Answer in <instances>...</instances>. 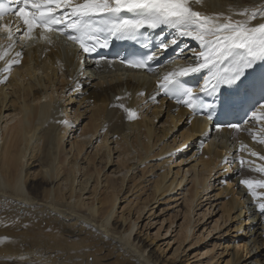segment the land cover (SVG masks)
Listing matches in <instances>:
<instances>
[{
  "label": "bare ground",
  "instance_id": "bare-ground-1",
  "mask_svg": "<svg viewBox=\"0 0 264 264\" xmlns=\"http://www.w3.org/2000/svg\"><path fill=\"white\" fill-rule=\"evenodd\" d=\"M259 6L264 0H202L193 8L245 19L239 15L244 8ZM10 20L11 15L4 22ZM259 22L258 15L250 23ZM162 33L171 39L175 30L165 27ZM1 34L3 51L6 34ZM37 38L27 48L17 40L9 56L0 60V264H174L164 255L161 259L147 252V242L155 243L165 220L156 238L148 232L142 235L140 226L147 214L145 226H153L157 204L173 199L181 200L178 207H182L171 214L167 232L180 216L183 219L174 259L205 236L200 233L195 239V230L213 214L215 202L220 216L210 231L206 227L203 232L209 236L221 231L216 248H222L206 264H256L264 256V216L239 183L264 178V173L255 171L264 161L251 155H264L261 121L250 118L239 131H217L206 118L195 117L186 106L158 92V81L176 69L170 63L161 68L160 78L159 72L133 73L123 81L115 60L88 61L81 68L75 49L64 46L63 37H53L51 44ZM180 43L181 48L190 43L201 50L197 41ZM16 51L22 53L20 64L4 72ZM190 56L186 51L177 63L187 66ZM89 71L99 76L97 83L85 76ZM115 77L119 80L107 84ZM89 88L91 98L80 94ZM126 109L137 117L129 119ZM84 112L92 124L77 128ZM160 118L164 127L158 132L154 124ZM191 145L196 148L188 157ZM248 162L254 163L249 167ZM184 163H188L185 171ZM110 168L114 169L108 172ZM122 171L125 174L116 177ZM214 176L220 177L216 184ZM143 182L150 192L144 190V198L143 193L134 196L133 204L126 192L140 191ZM156 251L161 256L164 248L158 246Z\"/></svg>",
  "mask_w": 264,
  "mask_h": 264
},
{
  "label": "snow or ice",
  "instance_id": "snow-or-ice-1",
  "mask_svg": "<svg viewBox=\"0 0 264 264\" xmlns=\"http://www.w3.org/2000/svg\"><path fill=\"white\" fill-rule=\"evenodd\" d=\"M201 3L202 0H6L0 2V33L6 34V47L0 51V60H5L14 49L17 34L21 42L31 41L38 35L49 44L53 43L52 34H58L78 44L83 53L91 54L97 47H109L111 38L135 40L142 35V30L154 32L167 27L175 30V35L168 41L162 39L158 45L160 50H167L170 45L175 47L179 43L177 38L185 37L197 41L201 50L188 49L191 57L187 66L166 72L158 81V92L211 121L217 104L219 114L226 115L237 106L236 97L240 96L241 89L247 97L248 77L253 75L248 70L257 62H264V6L244 8L239 15L245 19H234L232 15H209L194 10L193 5ZM9 15L14 20L4 22ZM258 15L261 22L251 24ZM37 29L40 30L38 34ZM151 44L147 41L143 47L148 49ZM184 51V48L180 49L181 54ZM21 55L16 51L15 58L7 62L8 67L3 71L10 72L11 65L20 64ZM156 59L157 54L151 52L125 62L133 68L151 72ZM205 71L207 74L200 85L193 87L185 83L187 77ZM202 94H211L217 99L208 103L202 99ZM126 111L129 119L137 117L135 111ZM250 116L264 125V103H257ZM224 127L239 131L241 124H217L216 130ZM261 132L264 133V126ZM259 143L264 144V138ZM251 155L264 161V155L257 152H251ZM245 163L241 158V167ZM253 163L248 162V166ZM255 171L264 173V164ZM239 183L248 189L264 216V202H260L264 193L256 191L257 188L264 189V178L242 179ZM256 264H264V256Z\"/></svg>",
  "mask_w": 264,
  "mask_h": 264
},
{
  "label": "rangeland",
  "instance_id": "rangeland-1",
  "mask_svg": "<svg viewBox=\"0 0 264 264\" xmlns=\"http://www.w3.org/2000/svg\"><path fill=\"white\" fill-rule=\"evenodd\" d=\"M0 35H1V33H0ZM1 37V36H0ZM56 40H59V38H57L56 36H53ZM52 37V38H53ZM16 41L17 40H19V38H18V36H16ZM37 39V38H36ZM35 39V40H36ZM65 40L66 39H62V41L64 42V46H67L68 48L70 47V48H72L70 45H67L68 43H65ZM37 42L39 41V40H36ZM34 43V40L33 41H27V42H21L20 40H19V42H18V44H21L22 46H24L25 48H27V46H30V44H33ZM69 48V49H70ZM186 52H184L183 54H185ZM178 57V56H177ZM191 57V56H190ZM190 57H188L187 58V60L190 58ZM180 59V58H179ZM179 61V60H178ZM80 64H82V61L80 62ZM171 64V63H170ZM84 65V64H83ZM171 66H172V64H171ZM119 74H122L121 75V78H122V80L123 81H125L126 80V78H128V75L129 74H133V73H125V72H123L122 70L121 71H117ZM117 72H113V75H116L117 74ZM87 74V75H86ZM85 76H89V78L90 79H93V81H92V83H97L98 82V80H99V76L97 75V74H94V73H91V71H89V72H86L85 73ZM159 76V75H158ZM109 81H107L108 83L107 84H109L110 82H115V81H117V80H119L117 77H115V79H112L111 80V78L110 79H108ZM121 80V79H120ZM92 91H93V89L91 88H89L88 89V91L87 92H84V93H80V94H85V95H90V93H92ZM89 92V93H88ZM65 94H66V91H65ZM88 95V96H89ZM87 96V97H88ZM89 98H91V96H89ZM157 99V97H155V99L154 100H156ZM89 100V99H88ZM87 100V101H88ZM67 104H68V102H67ZM84 105H86V103H84L83 104V106ZM75 107L76 105H69V107ZM74 109V108H73ZM85 108L84 107H82L81 108V110L83 111ZM157 122H155V124H154V129H155V126H156V130H158V132L161 130V131H163V127H164V124L162 123L163 121H164V118L163 119H158V120H156ZM77 124H78V126H77V128H79V127H81V129L84 127V128H86V126H87V128H89L90 126H91V124H92V122H91V119H90V117H89V114L87 113V112H84V113H82L81 114V117H80V119H79V121L77 122ZM89 125V126H88ZM163 125V126H162ZM77 128H75V129H77ZM161 128V129H160ZM183 130V128H181L180 130H179V132H181ZM75 132V135H77V133H78V131L77 130H75L74 131ZM74 135V136H75ZM213 138L212 137H210V140H212ZM218 140H216V142H217ZM94 145H98V140H96L95 141V143H94ZM189 148V149H188ZM187 148V152H188V157H190L192 154H193V152L195 151V146L194 145H191L190 147H188ZM189 150V151H188ZM192 150V151H191ZM126 158V157H125ZM117 160H118V158H117V154H115L114 155V161L115 162H117ZM129 163H131V162H129ZM188 163H184L183 165H182V167H183V169H184V171H185V169H186V165H187ZM114 168H110L109 170H108V172H111L112 170H113ZM176 170V168L174 167V169H173V171H175ZM233 170V169H232ZM138 172V171H137ZM131 173V172H130ZM125 174V172L124 171H122V172H120V173H117V175H116V177H122L123 175ZM137 174H139V173H137ZM217 179H220V177H216V176H214L213 177V183H215L216 182V180ZM132 183V182H131ZM146 182H143L142 184H143V188L145 187H147V186H145L146 184H145ZM126 184H127V182H126ZM125 184V185H126ZM142 184H140V185H142ZM148 184H149V182H148ZM216 184V183H215ZM128 185H130V182H128ZM149 186H150V184H149ZM189 186H190V184H189ZM232 187H233V185H231ZM143 188H141V190L140 191H137L136 189L135 190H133L132 192H126V195H127V197L129 198V201H133V204L135 203V201H136V199H134V196H136V195H138L139 193H143V191L144 190H146V191H148V192H150L149 190H148V187H147V189H143ZM124 190H126V187L124 188ZM213 190H214V187H213ZM146 195H144V193H143V195H142V197L144 198ZM212 200H213V198H212ZM165 201L163 200L160 204H157V207L155 208V210H154V212H155V216L154 217H152V219H153V222H156V223H153L154 225L152 226H145V223L147 222V215L145 216V218H143V220L142 221H140V226H141V230H143V232H142V235H144L145 233H147L148 232V234L151 236H149L150 238H156L157 236H156V234H157V232H158V228L160 227V225H161V223H162V220L164 219L165 220V222L163 223V227L161 228V231H160V236L159 237H157L156 238V240H155V243H153V241H151V240H149L148 242H147V244H148V248H147V252H151V251H153L154 253H155V257H159V258H163L162 257V255H164V259H166V258H168V259H170V261L169 262H172V261H174V264H186V256H185V254L186 255H188L189 256V262L190 263H188V264H206V262H207V260H208V258L211 256V254H215V253H217V252H220V250H221V248H222V246L221 247H219V246H217V248H216V245L217 244H219L218 242H217V240H218V236L222 233L221 231L220 232H218V230L217 231H212L211 233H210V235L209 236H207V233H205L206 231H210L212 228H213V226H214V222H215V220L216 219H218L219 218V216H220V213H218L219 212V210H218V207L216 206L217 205V203L218 202H215L214 203V205H213V207H211V213H213L212 215H210L209 217H207L204 221H201V228H200V226L198 227V228H196V230H195V239H196V236L197 235H199L200 233L202 234H205V236L204 237H202L198 242H196L194 245H193V247H192V249H189L188 251H186L184 254H182V251L180 250L178 253H177V255L179 254V257L178 258H175L174 259V257L175 256H173V253H174V251H175V249H176V247L179 245V243H180V241H181V238L176 234L177 233V230H178V228H179V225L183 222V219L181 218V216H180V218L179 219H177L176 220V223L173 225V228L169 231V232H167V229H168V227H169V222H170V220H171V214H174V212L176 211V210H178V208H181L182 206H179L178 207V205L180 204V202H181V200H179L178 201V203H176V201L173 199V200H170L169 201V203H164ZM207 203V202H206ZM125 203H123V202H121L120 203V206H121V208H122V206L124 205ZM133 204H131L130 205V207L132 208V206H133ZM128 205V204H127ZM129 207V208H130ZM162 208H164V210L163 211H161V209ZM121 211V209L119 210V212ZM168 219V220H167ZM206 222V225L207 226H204L203 224ZM203 223V224H202ZM177 225V226H176ZM208 228V230H204V232H203V229L204 228ZM222 230H224V229H222ZM220 233V234H219ZM244 236V235H243ZM143 238H146V235L145 236H143ZM149 238V239H150ZM244 238V237H243ZM193 242H195V240H193ZM156 244V245H155ZM158 246H161L162 248H164V252H162V254H161V256L159 255V252L158 251H156V248L158 247ZM184 246H187L188 247V245H187V243L186 244H184ZM183 246V247H184ZM187 247L185 248V250L187 249ZM211 249H214V252L212 253V251H211ZM208 250H210V252H208V254H204V252H207ZM244 254H247V252H246V250H245V252H244ZM248 257H249V255H248Z\"/></svg>",
  "mask_w": 264,
  "mask_h": 264
}]
</instances>
